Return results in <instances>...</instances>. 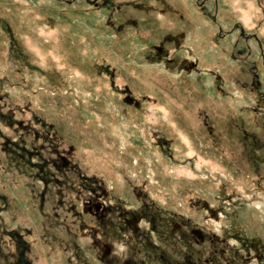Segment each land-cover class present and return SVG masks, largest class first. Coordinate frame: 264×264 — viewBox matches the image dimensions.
<instances>
[{"label":"rangeland","instance_id":"374dc122","mask_svg":"<svg viewBox=\"0 0 264 264\" xmlns=\"http://www.w3.org/2000/svg\"><path fill=\"white\" fill-rule=\"evenodd\" d=\"M0 264H264V0H0Z\"/></svg>","mask_w":264,"mask_h":264}]
</instances>
